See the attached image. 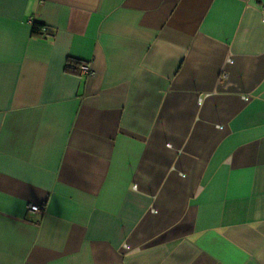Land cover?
<instances>
[{
    "label": "crops",
    "instance_id": "obj_1",
    "mask_svg": "<svg viewBox=\"0 0 264 264\" xmlns=\"http://www.w3.org/2000/svg\"><path fill=\"white\" fill-rule=\"evenodd\" d=\"M0 264H264V0H0Z\"/></svg>",
    "mask_w": 264,
    "mask_h": 264
},
{
    "label": "built area",
    "instance_id": "obj_2",
    "mask_svg": "<svg viewBox=\"0 0 264 264\" xmlns=\"http://www.w3.org/2000/svg\"><path fill=\"white\" fill-rule=\"evenodd\" d=\"M67 69L70 71L77 72L78 74L81 75H86V76H92L93 72L91 71L90 67L85 65V64H75V63H70L67 66ZM226 78V72H223L221 74L219 83ZM27 210L30 213L37 214V215H42L43 214V209L40 206L36 205H28Z\"/></svg>",
    "mask_w": 264,
    "mask_h": 264
},
{
    "label": "trees",
    "instance_id": "obj_3",
    "mask_svg": "<svg viewBox=\"0 0 264 264\" xmlns=\"http://www.w3.org/2000/svg\"><path fill=\"white\" fill-rule=\"evenodd\" d=\"M43 29L44 27L40 24H37V23H33L31 25V33L32 35H35V36H43Z\"/></svg>",
    "mask_w": 264,
    "mask_h": 264
}]
</instances>
